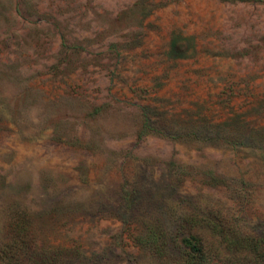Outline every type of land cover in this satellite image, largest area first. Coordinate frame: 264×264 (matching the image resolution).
Returning <instances> with one entry per match:
<instances>
[{
  "label": "rangeland",
  "instance_id": "374dc122",
  "mask_svg": "<svg viewBox=\"0 0 264 264\" xmlns=\"http://www.w3.org/2000/svg\"><path fill=\"white\" fill-rule=\"evenodd\" d=\"M207 210L264 225V0H0V247L160 264Z\"/></svg>",
  "mask_w": 264,
  "mask_h": 264
},
{
  "label": "trees",
  "instance_id": "16d2710c",
  "mask_svg": "<svg viewBox=\"0 0 264 264\" xmlns=\"http://www.w3.org/2000/svg\"><path fill=\"white\" fill-rule=\"evenodd\" d=\"M172 231L176 242L154 226L133 240L160 264H264L263 224L245 226L231 215L207 210L182 215ZM71 254L70 249L47 245L18 222L0 247V264H67Z\"/></svg>",
  "mask_w": 264,
  "mask_h": 264
}]
</instances>
